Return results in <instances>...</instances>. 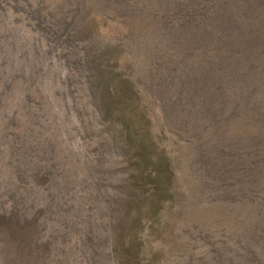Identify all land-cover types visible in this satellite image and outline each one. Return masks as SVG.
<instances>
[{"label":"rangeland","instance_id":"1","mask_svg":"<svg viewBox=\"0 0 264 264\" xmlns=\"http://www.w3.org/2000/svg\"><path fill=\"white\" fill-rule=\"evenodd\" d=\"M0 264H264V0H0Z\"/></svg>","mask_w":264,"mask_h":264},{"label":"bare ground","instance_id":"2","mask_svg":"<svg viewBox=\"0 0 264 264\" xmlns=\"http://www.w3.org/2000/svg\"><path fill=\"white\" fill-rule=\"evenodd\" d=\"M189 12H192V10L194 9L193 7H189ZM198 9H204L203 4H201L200 6L197 7L196 10ZM186 15V11L181 8L180 6H178L177 4L173 5V7L167 12V14L164 17V21L166 20H177L180 17H184Z\"/></svg>","mask_w":264,"mask_h":264}]
</instances>
